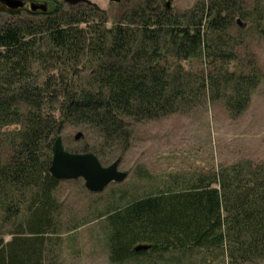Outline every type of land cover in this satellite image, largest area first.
<instances>
[{"label":"trees","instance_id":"obj_1","mask_svg":"<svg viewBox=\"0 0 264 264\" xmlns=\"http://www.w3.org/2000/svg\"><path fill=\"white\" fill-rule=\"evenodd\" d=\"M123 1L110 29L90 21L97 12L86 5L0 26V226L11 236H0V264H53L60 181L48 168L63 127L94 135L88 151L102 165L128 149L131 123L205 100H222L237 117L260 83L252 63L247 71L228 68L237 59L228 30L238 16L264 41V0H210L180 16L156 0ZM190 61L198 63L194 72ZM35 66H45L42 74ZM103 216L113 264L166 255L178 264L192 251L255 264L264 259V162L222 166L96 217ZM138 245L149 249L134 252Z\"/></svg>","mask_w":264,"mask_h":264},{"label":"rangeland","instance_id":"obj_2","mask_svg":"<svg viewBox=\"0 0 264 264\" xmlns=\"http://www.w3.org/2000/svg\"><path fill=\"white\" fill-rule=\"evenodd\" d=\"M102 11L89 16L94 24L104 21L110 29L124 13V1L111 5L108 0H90ZM161 11L180 16L190 14L199 4L210 0H156ZM246 5L250 0H242ZM68 6L63 5V10ZM247 10V9H246ZM42 16L24 13L14 15L0 10V26L18 21L38 20ZM229 36L236 54V61L229 69L245 70L252 63L261 73L259 85L253 90L246 110L232 117L219 100L203 101L191 107L159 119L131 123V138L126 151L103 161L108 166L119 160V170L127 177L118 184L108 185L101 193H89L83 180L60 181L53 196L60 205L59 226L55 237L58 242L49 246V258L53 264H113L109 260V229L105 217H96L108 209L124 205L131 198L164 190L166 187L189 185L200 176L212 175L222 166L239 161L264 162V41L247 22L234 17ZM186 67L194 72L196 61ZM45 67V66H44ZM43 66L34 71L42 74ZM51 72V71H49ZM14 128L10 127L8 131ZM81 133L82 137L75 140ZM67 151L89 152L95 136L87 129L66 125L58 135ZM126 197L120 200V197ZM20 215H26L23 211ZM8 226H0V236L10 239ZM51 239H54L52 237ZM59 239L60 241H58ZM169 257L165 260H149L147 257L122 264H177ZM154 261V262H153ZM178 264H228L227 258L217 251H192ZM255 264H264V259Z\"/></svg>","mask_w":264,"mask_h":264},{"label":"water","instance_id":"obj_3","mask_svg":"<svg viewBox=\"0 0 264 264\" xmlns=\"http://www.w3.org/2000/svg\"><path fill=\"white\" fill-rule=\"evenodd\" d=\"M66 4L73 6L77 4L92 5L90 0H63ZM11 9L21 7L14 0H0ZM110 3L118 4L120 0H109ZM82 137L81 133L75 136V140ZM49 174L58 181L83 180L84 188L93 194L101 193L108 185L118 184L125 180L127 174L119 170V160H114L108 166H103L98 158L91 152H69L58 136L53 142L52 158L48 168ZM148 245H138L134 252L147 251Z\"/></svg>","mask_w":264,"mask_h":264},{"label":"flooded vegetation","instance_id":"obj_4","mask_svg":"<svg viewBox=\"0 0 264 264\" xmlns=\"http://www.w3.org/2000/svg\"><path fill=\"white\" fill-rule=\"evenodd\" d=\"M14 1L19 2L21 4V7L17 9H11L0 2V10L1 11L4 10L14 15H22L24 13H27L32 16H43L45 14L50 13L53 9L59 8L63 5H66L68 7H74L77 5H86V4H77V5L70 6L66 4L63 0H14ZM121 1L122 0H120L118 4H113L110 2L109 3L111 5H119ZM86 6H88L94 12H97V13H100L102 11L101 9H99V7L94 2H92V5H86Z\"/></svg>","mask_w":264,"mask_h":264}]
</instances>
